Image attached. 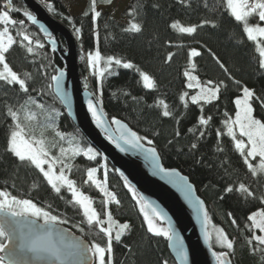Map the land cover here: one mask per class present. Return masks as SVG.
I'll return each instance as SVG.
<instances>
[{
    "label": "trees",
    "instance_id": "1",
    "mask_svg": "<svg viewBox=\"0 0 264 264\" xmlns=\"http://www.w3.org/2000/svg\"><path fill=\"white\" fill-rule=\"evenodd\" d=\"M3 1L0 0V3ZM46 3L52 4L55 20L72 31L76 27L81 29L77 44L79 57L99 50L104 57L114 56L131 61L154 78L157 87L155 90H148L143 87L134 69H114L116 74H106L98 93L96 77L87 76L84 63L78 65L80 79L87 78L89 92L100 95L108 119H119L138 135L152 139V147L156 148L162 165L177 169L190 180L198 196L204 201L211 224L223 229L234 241V251L230 255L231 263L264 264V253H253L245 239L251 235L245 227L248 223L247 216L264 208L260 203V198L264 197V177L261 175L254 178L247 172L243 158L235 151L233 141L227 135H222L219 140V147L223 148V151H216V132H225L223 121L229 116L234 117L233 101L242 95L241 88L248 87L254 90L257 96L264 98V70L258 66L254 42L248 41L242 26L229 17L223 8V0H186L184 4L179 0H132L123 12L126 24L101 14L95 26V33L90 16H71L58 0H46ZM105 4L103 0H98V6ZM13 5L21 9L20 12L11 13L13 18L25 19L21 1L13 0ZM133 10L135 22L142 27L140 33L123 31L132 20L128 13ZM66 18H70L71 22ZM205 20L215 23L216 27L206 24L198 28L192 36L181 35L169 27L174 21L190 26ZM27 27L45 43L35 28L29 24ZM191 48H196L202 53L194 60L197 64L194 74L201 81H223L226 85L221 89L218 100L204 105L203 113L199 106L192 105L190 101L189 107L185 109L179 100L185 91L190 95L196 93L185 88L183 76L187 67V52ZM170 51L176 55L170 63H165V57ZM211 53H215L226 65L233 79H229L219 68ZM7 59L15 71L29 72L32 80L29 81L28 94L21 93L18 87H9L0 82V190H6L20 199H31L38 206L66 219L68 223L62 226L89 245L92 242L103 243L102 234L95 229H89L86 224H81L82 216L77 209L52 193L34 169L19 165L15 158L5 151L11 127L10 118L6 115L7 108H19L28 96L44 106L43 110L34 105L29 106V110L36 114L38 125L51 124L68 136L82 137L84 146H90L67 117L52 89L48 88L50 77L55 74V70L62 69L63 63L56 54L49 51L46 44L44 49L38 50L36 56H28L24 50L14 47ZM234 80L240 81V84L237 85ZM158 99H163L169 105L172 117L160 115L161 109L155 107ZM253 106L256 118L264 121V107H261L259 101H254ZM201 114L205 117L211 116L212 119L205 129V136L197 140L199 133L194 135L188 132V129L197 125ZM177 120L180 121L178 124ZM177 131L180 132L178 137ZM45 135L50 141L55 142L57 139L51 130ZM193 142L198 145L195 150L190 147ZM52 151L55 153L57 149L53 148ZM72 162L76 165L72 172L73 179L85 194L93 198V206L101 213V195L95 188L84 185L83 180L88 167H95L100 171L101 165H106L109 170V189L121 202L119 207L111 206L114 218L121 223L130 224V231L123 237V242L113 245L114 264H162L164 260H167L168 264H175L167 249V241L153 237L147 232L143 217L124 188L122 179L101 155L94 161L79 156ZM241 182L250 187L255 193V198H246L236 192L225 194L224 189L227 186H238ZM34 184L38 187L33 188ZM64 195L66 199H70L68 193L65 192ZM229 213L237 221V225L232 224ZM76 225H80V228L84 229L83 232Z\"/></svg>",
    "mask_w": 264,
    "mask_h": 264
},
{
    "label": "snow or ice",
    "instance_id": "2",
    "mask_svg": "<svg viewBox=\"0 0 264 264\" xmlns=\"http://www.w3.org/2000/svg\"><path fill=\"white\" fill-rule=\"evenodd\" d=\"M111 2L112 0H103V3L106 4ZM179 2L184 4L186 0H179ZM40 3L45 5L49 13L54 11L52 4L46 3V0H40ZM97 3L98 0H90L88 10L83 13L84 16L91 17L94 33L97 20L101 17V12L97 10ZM223 8L234 22L242 26L247 40L254 42L255 51L258 54V66L264 70V0H223ZM20 11V8L14 7L13 0H5L3 7L0 8V82L9 87H18L21 93L28 94L30 92L29 81L32 80V76L27 71L23 73L15 71L8 62V54L14 47H18L24 50L28 56H36L38 55L37 50L45 48V43L36 38L35 33L29 32L27 24L39 28L53 53L57 51L58 41L43 24L39 23L37 16L31 11L24 9L22 14L25 19H14L11 13ZM128 15L132 17V20L123 31L140 33L142 27L135 22V10L130 11ZM66 19L71 22L70 18ZM206 24L216 27L215 23L207 20L190 26L174 21L169 27L181 35L192 36L198 28H202ZM74 32L79 39L81 29L76 27ZM176 46L181 47L182 45ZM175 55L174 52H168L164 62L170 63ZM201 55V51L196 48H191L187 52V67L183 72L185 88L197 91L194 95L185 91L180 95L179 100L185 109L189 107L190 101L192 105L199 106L203 113L204 105L218 100L221 89L226 85L223 81H201L194 74L197 70L194 60ZM211 55L219 68L228 75V78L233 79L220 58L215 53H211ZM86 60L88 68L92 70L97 79L98 93L106 74L115 75L114 69L119 68L134 69L145 89L155 90L157 87L154 78L140 70L131 61L114 56L104 57L99 50L89 52ZM101 61H103V67H101ZM50 80L48 88L50 90L54 88L55 96L62 101L65 107H70V96L63 84L64 72L55 70V74L50 77ZM234 83L239 85L240 81L234 80ZM87 87L88 85L85 84V88ZM241 92L242 95L233 101L235 105L234 117L229 116L223 121L226 131L217 130L216 132L218 145L216 151H223V148L219 147L220 137L222 135L230 137L235 151L243 158L247 172L255 178L264 175V121L254 115L253 102L259 101L261 107H264V98L257 96L254 90L248 87H242ZM30 105L41 110L44 107L37 103L36 99L28 96V99L19 108H7L6 115L10 118L11 127L6 140V153L14 157L19 165L34 169L43 178L52 193L61 200H66L67 204L79 211L82 216L81 224H86L89 229L97 230L99 234H102L104 242H92L90 245L80 242L67 243L63 233L54 227L68 223L66 219L52 214L31 199H20L6 190H0V252L8 253V264H17L14 259L17 255L30 257L28 264H31V261H37L39 264H114L113 245L123 242V237L130 231V224L121 223L114 218L111 206L119 207L121 202L118 196L109 189L107 166L101 165L104 169L103 179L98 178L97 168L88 167L85 170L86 179L83 180L84 185L95 188L101 195L102 213L93 206V198L81 190L76 180L70 178V174L76 167L72 162L76 157L83 156L89 161H94L101 153L92 146H84L82 137L68 136L52 127L51 124L38 125L36 114L29 110ZM155 107L161 109V116L172 117L173 113L163 99H158ZM86 108L92 123L100 130L108 143L113 144L121 152L134 150L142 155L149 163L154 175L159 176L182 193L201 222L204 243L208 246L216 264H231L230 255L234 251V241L225 234L223 229L214 225L211 229L209 228L211 221L205 210L204 202L195 196L194 189L187 177L182 176L175 169L166 168L161 164V158L156 148L152 147L153 140L138 135L119 119L113 117L109 120L98 94H89ZM225 115L228 116L227 113ZM211 119V116L205 117L201 114L198 117L197 125L189 128L188 132L194 135L198 132L197 140L203 138ZM176 122L178 124L180 121ZM49 130L57 138L55 142L50 141L45 135ZM179 135L180 132L177 131L176 136ZM145 144L148 147H145ZM190 147L195 150L198 145L193 142ZM53 148H56L57 152L53 153ZM115 171L119 174L124 188L131 195V199L143 217L147 232L153 237L163 238L168 242L169 247L174 248L177 264H187L188 253L184 247V241L176 232L171 219L156 203L139 193L122 172L118 169ZM37 187L38 185H33V188ZM65 192L70 195V199H66ZM224 192L225 194L236 192L246 198H255V193L243 182L238 186H227ZM260 203L264 205V197L260 198ZM228 215L232 224L237 225L232 214ZM41 220L43 223H38ZM247 221L245 227L251 235L245 238L246 243L253 253H264V208L251 212L247 216ZM76 227L80 228V225H76ZM83 230L80 228V231L83 232ZM5 240L12 244L11 248H9V244L4 243ZM213 241L215 246L227 249V251L213 250ZM0 264H5L4 257H0ZM162 264H168V261L164 260Z\"/></svg>",
    "mask_w": 264,
    "mask_h": 264
},
{
    "label": "water",
    "instance_id": "3",
    "mask_svg": "<svg viewBox=\"0 0 264 264\" xmlns=\"http://www.w3.org/2000/svg\"><path fill=\"white\" fill-rule=\"evenodd\" d=\"M20 1L27 10L37 16L39 23L43 24L58 41L57 51L54 54L63 63L62 69L58 70L64 72L63 84L70 96V107H65L62 101L55 96L54 88L52 92L72 124L85 138L87 143L101 153V156L114 170L118 169L122 172L139 193L156 203L167 214L176 232L184 241V247L188 253L187 264H216L208 250V246L204 243L201 222L191 205L184 199L182 193L159 176L154 175L149 163L142 155L136 153L134 150L121 152L113 144L108 143L100 133V130L92 123L86 108V100L89 98L91 92L85 90L82 86L77 62V42L71 30L50 16L45 9V5L39 1ZM3 4L0 5L1 8ZM29 25L35 28L44 38V34L39 31L37 26ZM44 41L49 51L53 53L50 45L47 44L45 39ZM145 147H148V145H145ZM175 170L178 171L177 169ZM178 172L184 176L180 171ZM188 182L192 185L189 179ZM192 187L195 196L203 201L198 196L195 187L193 185ZM38 223L42 224L39 221ZM54 227L63 233L65 242H80L89 245L84 239L75 235L64 226L56 225ZM5 243L9 244V248L12 247L9 241L6 240ZM167 249L174 263L177 264L175 250L168 246V242ZM0 257H4L5 264H8L7 252H0ZM14 259L17 261V264H28L30 257L17 255ZM31 264H39V262L31 261Z\"/></svg>",
    "mask_w": 264,
    "mask_h": 264
},
{
    "label": "rangeland",
    "instance_id": "4",
    "mask_svg": "<svg viewBox=\"0 0 264 264\" xmlns=\"http://www.w3.org/2000/svg\"><path fill=\"white\" fill-rule=\"evenodd\" d=\"M37 1L40 2V0H37ZM58 1L61 3V5L67 11V13L69 15H71V16H80V15H82L89 8V4H90V0H58ZM131 1L132 0H112V2L110 4L99 5V6L97 5V10L100 11L101 14H106V15L110 16L112 19H114L115 21H117V22H119L121 24H126V20L123 18V12L127 9L128 5L130 4ZM4 2H5V0L2 3H4ZM22 6H23L24 9H26L23 4H22ZM45 9L47 11L46 7H45ZM48 14L53 17L55 12L54 11L52 13L48 12ZM29 32H31V31L29 30ZM71 32L73 33V36H74V38H75V40H76V42L78 44L79 39H77V37L75 35V32L72 31V30H71ZM31 33H33V32H31ZM36 38H39V37L36 35ZM37 52H38V50H37ZM86 57H87V55H82L80 57L78 56L77 57L78 65L80 63H84L85 64V68L87 70V76L93 75L92 70H90L88 68V66H87ZM103 66H104L103 61H101V67H103ZM93 76H95V75H93ZM81 82H82L83 88L85 90L89 91L88 87L85 88V84L88 85L87 78L85 80H81ZM191 90H193L195 92L197 91L196 89H191ZM65 146H67V145H65ZM253 163H256V161H253ZM103 173H104V169L103 168L100 171L99 170L97 171V176H98L99 179H103V178H101V176H103ZM262 176L264 177V175H262ZM70 178L73 179L72 173L70 174ZM84 179H86V175H85ZM39 222L43 223L42 220L39 221ZM212 225L213 224L209 225L210 229H211ZM215 227H217V226H215ZM5 242H6V240L4 241V243ZM213 244H214L213 250H215L217 252L227 250V249H221L218 246H215L214 241H213Z\"/></svg>",
    "mask_w": 264,
    "mask_h": 264
},
{
    "label": "flooded vegetation",
    "instance_id": "5",
    "mask_svg": "<svg viewBox=\"0 0 264 264\" xmlns=\"http://www.w3.org/2000/svg\"><path fill=\"white\" fill-rule=\"evenodd\" d=\"M2 3H0V5H1Z\"/></svg>",
    "mask_w": 264,
    "mask_h": 264
}]
</instances>
